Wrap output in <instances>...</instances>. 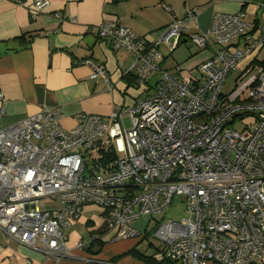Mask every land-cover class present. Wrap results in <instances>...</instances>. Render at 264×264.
<instances>
[{
  "label": "built area",
  "instance_id": "2783aa9c",
  "mask_svg": "<svg viewBox=\"0 0 264 264\" xmlns=\"http://www.w3.org/2000/svg\"><path fill=\"white\" fill-rule=\"evenodd\" d=\"M47 6L46 0L33 1L37 12ZM197 15L186 11V19L174 20L154 40L118 23L98 25V39L132 58L127 73L133 72L138 87L146 90L155 75L149 96L134 107L106 120L81 114L69 129L61 126L58 110L45 108L0 128L4 236L58 262L71 255L67 232L84 206L104 210L110 242H116L143 237L133 224L144 216L152 219L178 196L187 202L184 216L155 222L150 231L159 246L155 261L264 260V55L259 58L264 16L254 25L243 11L216 13L208 29L200 30ZM182 42L210 52L198 67V79L186 80L180 69L169 74L160 66L162 51L171 54ZM247 58L235 87L222 92ZM84 63L109 89L103 68ZM101 147L117 155L106 169L95 163ZM44 199L58 207L41 209ZM88 246L80 240L74 248Z\"/></svg>",
  "mask_w": 264,
  "mask_h": 264
},
{
  "label": "crops",
  "instance_id": "0c3cea01",
  "mask_svg": "<svg viewBox=\"0 0 264 264\" xmlns=\"http://www.w3.org/2000/svg\"><path fill=\"white\" fill-rule=\"evenodd\" d=\"M33 1L0 0V128L49 108L60 112L61 126L69 129L81 114L106 120L111 113L134 107L149 96L155 75L148 79L146 90L138 87L133 72L127 73L132 58L123 51H112L108 41L98 39L96 28L102 22L118 23L139 37L154 40L174 20L186 19V11L198 14L200 30L208 29L216 13L243 11L254 25L264 16V0H46L48 6L39 12ZM56 13L65 19H58ZM162 53L163 68L172 53ZM209 57L210 52L202 51L200 56L192 57L193 66L184 70L179 67L184 58L179 56L173 58V66L163 69H174L171 74L180 69L182 78L190 80ZM85 61L103 68L109 89L103 78L93 77ZM43 202H39L41 209L58 207L56 201L49 206ZM83 211L67 232L66 245L71 248L68 258L47 260L43 253L8 239L0 231V264H146L128 252L135 249L145 257H153L159 250L147 234L149 217L144 216L147 220L141 226L137 222L144 217L133 224L134 229L144 233L143 237L110 242L112 235L104 223V210L100 208L91 217ZM80 240L89 242L88 248L94 244L89 251L76 250ZM91 258L96 261L89 262Z\"/></svg>",
  "mask_w": 264,
  "mask_h": 264
},
{
  "label": "rangeland",
  "instance_id": "374dc122",
  "mask_svg": "<svg viewBox=\"0 0 264 264\" xmlns=\"http://www.w3.org/2000/svg\"><path fill=\"white\" fill-rule=\"evenodd\" d=\"M194 48L195 47L191 46V44L189 42H185L183 44H180L178 46V48H176L172 52L171 57H167V59L164 63L165 69L167 68V66L169 64L171 66H173L174 64H173L172 60L176 59V57H179V56H181V58L182 57L184 58V62L179 67L186 70V69L190 68L191 66H193L191 64V61L195 60V58H192V57H194L195 55H197V57H198L202 54V51L199 52L197 48H195L196 50ZM263 55H264V49L261 51L259 58H262ZM249 61H250V58H247L242 64L239 65L237 72L231 73L229 75V77L227 78L226 82L223 85L222 92L229 93L235 87V78L237 77V75L239 74V72L241 71L243 66L246 63H248ZM173 71H174V69L169 70L168 73L171 74V72H173ZM194 74L195 75L192 76V78L198 79L199 78V72L195 71ZM126 122H128V121H126ZM263 189H264V187H263ZM42 202H43L44 206H49L51 201H50V199H45V200H42ZM186 205H187V202L183 200V197L175 196L173 198L171 204L168 207H166V209H164L163 211H161L160 213H158L152 217V219H151V221L147 227V229H148L147 231H151L155 222H162V221L166 222L168 220H179L180 218H182L184 216V209H185ZM83 208H84L83 213H85L86 216H88V217L96 216V212H98L100 210V208H98L97 206H94V205H87V206H84ZM146 220H147V218L144 217V218L140 219L137 223L139 226H141L143 223H145ZM142 229H143V226H142ZM150 238L154 239L151 234H150Z\"/></svg>",
  "mask_w": 264,
  "mask_h": 264
},
{
  "label": "trees",
  "instance_id": "16d2710c",
  "mask_svg": "<svg viewBox=\"0 0 264 264\" xmlns=\"http://www.w3.org/2000/svg\"><path fill=\"white\" fill-rule=\"evenodd\" d=\"M131 82H134V80H131ZM116 157H117V155L112 148L101 147L97 152V158H95V163H97V165L100 166L101 169H106L111 163H113L115 161ZM150 233L151 232L148 231L147 234H150ZM92 245L88 248V251L90 250ZM94 253L97 254L98 251H95ZM128 254H131L133 256L138 257L139 259H142L146 264H168L166 261L157 262L152 257H145V256L141 255L135 249L129 251Z\"/></svg>",
  "mask_w": 264,
  "mask_h": 264
},
{
  "label": "bare ground",
  "instance_id": "6f19581e",
  "mask_svg": "<svg viewBox=\"0 0 264 264\" xmlns=\"http://www.w3.org/2000/svg\"><path fill=\"white\" fill-rule=\"evenodd\" d=\"M171 24V23H170Z\"/></svg>",
  "mask_w": 264,
  "mask_h": 264
}]
</instances>
